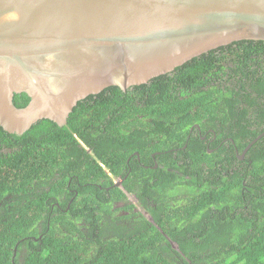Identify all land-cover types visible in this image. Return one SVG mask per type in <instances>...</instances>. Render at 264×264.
<instances>
[{
	"label": "trees",
	"instance_id": "trees-1",
	"mask_svg": "<svg viewBox=\"0 0 264 264\" xmlns=\"http://www.w3.org/2000/svg\"><path fill=\"white\" fill-rule=\"evenodd\" d=\"M262 51L264 42L238 43L125 93L109 88L79 102L64 127L43 120L18 135L0 126V264H190L187 259L194 264H264V137L252 145L244 161L230 158L228 149L225 157L207 151L188 157L192 167L209 164L211 177L186 168L160 181L151 176L152 186L145 193L159 196L158 206L148 209L157 226L147 218H135L132 206L125 207L132 209L130 216L116 217L113 201L119 188L110 193L95 184L112 187V176L119 177L115 169L123 167L129 153L124 150L118 155L124 158L122 164H114L117 154H101L99 147H104L96 132L84 139L86 125L98 127L101 137L104 126L110 128L105 115L130 114L137 128L131 134L136 137L131 143L123 136L113 144L139 145L142 137V155L150 148L169 150L176 142L187 143L190 127L205 117L213 127L231 123L220 137L236 139L242 154L264 132V81L253 90L251 74L234 72L255 66L257 60L264 65L255 54ZM254 70L257 75L258 68ZM235 77L243 81L241 90L226 94L219 81ZM175 81L179 82L170 87L171 94L169 84ZM29 100L20 95L15 103L21 108ZM221 103L228 113L223 118ZM87 105L88 113L83 111ZM176 118L181 122L174 123ZM165 119L166 130H160ZM231 130L237 132L229 134ZM94 138L98 153L88 154ZM107 149L104 152L111 153ZM167 157L177 165L178 158ZM103 165L111 175L100 171ZM136 183L129 181L130 190L136 191Z\"/></svg>",
	"mask_w": 264,
	"mask_h": 264
},
{
	"label": "water",
	"instance_id": "water-1",
	"mask_svg": "<svg viewBox=\"0 0 264 264\" xmlns=\"http://www.w3.org/2000/svg\"><path fill=\"white\" fill-rule=\"evenodd\" d=\"M243 42H264V0H0V126L63 127L91 95Z\"/></svg>",
	"mask_w": 264,
	"mask_h": 264
},
{
	"label": "flooded vegetation",
	"instance_id": "flooded-vegetation-1",
	"mask_svg": "<svg viewBox=\"0 0 264 264\" xmlns=\"http://www.w3.org/2000/svg\"><path fill=\"white\" fill-rule=\"evenodd\" d=\"M255 54L261 55L259 58L264 59V51L255 52ZM251 66L252 67L244 68L234 73L247 72L251 74L252 88L253 90H257L258 89L257 87H259V83H262L264 81V71H263L264 65L261 61L257 60L255 66L253 64ZM255 68H258L257 75L255 74V70H254ZM253 80L255 81V83L253 82ZM176 82H179V81H175V83L169 84V91L171 94L173 93L171 92L170 87L171 86L175 87ZM219 84L226 91V94L233 95L232 94L233 91L239 92L241 90L243 81L241 79H238L237 77L232 78L231 80L230 78H225V79L220 80ZM247 84L248 86L250 85L249 83ZM248 86H246V89ZM127 91H123V92L125 93ZM177 91H178V88H177ZM151 94H152V91L149 93V95ZM108 95L110 94H107V96ZM94 96L97 97V95H94ZM234 96L235 98H237L236 95ZM221 104H222L221 109H223L224 112H221L220 116L221 118H223L228 113H225L226 107L223 106L224 105L223 103ZM225 105H228V104H225ZM88 108H89V105H87L86 109L83 111H86L88 113ZM263 110H264V107H263ZM92 112L93 110H90V113ZM191 114H193V111L191 112ZM126 115L129 116L130 114H126ZM126 115L118 113L117 115L113 116V114H107L104 117H105L106 122L110 125V128H106L104 126L103 135L101 137L99 135L98 127L96 130V126H93V125H86L85 127L86 135L84 136V139L88 141L95 136V132H96L98 143H100L102 147L108 148L107 150L111 153H105L104 148H101L97 145L95 138L93 139V141H95V146H90L88 144L90 148H87L86 153L88 154L92 152H94L95 154L98 153L96 152V146H98L100 150H102L101 152L102 155L109 156L112 153H116L117 155L113 154V156L116 158L115 160L112 161L114 164L116 163H120V165L122 164V162L124 161V158H120L118 155L119 154L124 155L123 154L124 150L126 154L129 153L128 157L125 158L126 162L125 163L123 162V167L118 166V168L115 169L119 177L115 178L114 176H112L111 180H114L115 182L114 185H112V187H109V186L102 187L101 184H95L97 188L101 189L102 191H106L110 193H111V190L117 191V189L119 188L117 194L114 196V201H113V206H114L113 211L119 212L118 216H116L118 218L130 216L132 209H130V211H126L125 207L132 206L134 208V213L136 214L135 218H142V217L147 218L151 223L157 226L156 222L153 220V217L148 211V209H154L158 206L159 196L158 194H155L153 192L147 191L145 193L148 187L152 186V184L149 183V178L151 176L155 175L158 178V181H160L161 176L168 175L167 173L169 172H174L175 175L180 174L182 169L185 172L184 168L187 169L188 173H192L195 170V173L199 175L206 173L211 177V175L213 174L212 171H210L209 164H205V167L204 165H201V167L199 166L192 167L193 162L188 159V157L190 156H194L195 154L206 153L207 151L208 155L218 154L219 156L225 157L226 150L228 149L230 152V158H234V159L236 158L237 160L244 161L247 157L248 152L245 153L246 149L241 154L239 143L237 142L236 139L230 138V137L228 138L220 137L222 136L221 134L223 133L222 130L224 128L226 129L228 126L231 127V123H229V125H224L222 123H219L217 127L216 126L213 127L211 124L212 122L210 121V118H205V117L202 118L203 119L202 123L196 122L190 127V130H189L190 134L188 135L187 143L181 145V142H176V145L169 150H166V147H165V148H161L156 151H152L150 150L152 148H150L148 152H145L141 155V153L139 152V148L144 147L142 137H140L139 139V145L137 141L136 143H133L134 145L118 144V145H126V147L118 146V145L116 147L113 143L116 142V140L122 139L121 137L128 136L129 137L128 141L131 143L133 139L136 137V136H132L131 134L137 130V128L134 127L135 118L131 117L130 115V118L124 119L125 117H127ZM137 117L140 118L141 116H137ZM149 121H152V120H149ZM175 122L179 123L181 122V120H179V118H176L174 120V123ZM116 123H117V126H116ZM167 123H168V119H165V125L160 127L159 129L166 130ZM178 127H177V130H178ZM180 128H183V126H181ZM236 132L237 131L231 130L229 134H235ZM115 135H121V136H115ZM160 135L162 134H157L156 135L157 138H159ZM261 135H264V132ZM254 141H259V139L257 138ZM108 142L111 143V145ZM121 142L126 143L125 140H122ZM149 146L151 147L150 144ZM78 148H81V147L78 146ZM181 152H186V155L182 156ZM171 154H173L175 158H178L177 165L175 164L174 161L173 162L170 161L171 159L170 157H167L168 155H171ZM89 162L90 164L94 163L92 159ZM103 168L104 169H100V171H103V172L106 171L109 175H111V172L106 165H103ZM193 168H197V169H193ZM144 174H148V176H143ZM130 180L138 181V183H136L135 185L136 191L130 190V186H129ZM141 194H145L143 195L142 200L140 199ZM110 198H111V194H108V199ZM137 214H140V215L137 216ZM116 217L113 216V218H116ZM104 218H109V217L104 216ZM172 246L174 249L179 250V247L178 249L175 248L176 246L175 243H172ZM187 260L190 264H194L193 262L190 261V259H187ZM195 260H197V258ZM196 262L197 261H195V263Z\"/></svg>",
	"mask_w": 264,
	"mask_h": 264
}]
</instances>
